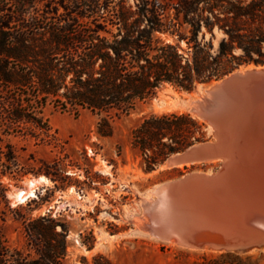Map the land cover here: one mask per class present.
<instances>
[{
    "label": "trees",
    "instance_id": "obj_1",
    "mask_svg": "<svg viewBox=\"0 0 264 264\" xmlns=\"http://www.w3.org/2000/svg\"><path fill=\"white\" fill-rule=\"evenodd\" d=\"M215 31L223 34L217 45ZM251 65L264 66V0H0V205L10 210L2 176L20 172L6 138L57 140L48 102L106 114L98 131L111 137L113 115L130 114L163 84L191 92ZM205 141L204 124L189 114L153 115L132 132L147 172ZM35 174L69 179L60 164L43 163ZM24 231L26 247L12 248L0 223V264H65L64 227L39 218L25 220ZM194 258L184 264H252L232 252Z\"/></svg>",
    "mask_w": 264,
    "mask_h": 264
},
{
    "label": "rangeland",
    "instance_id": "obj_2",
    "mask_svg": "<svg viewBox=\"0 0 264 264\" xmlns=\"http://www.w3.org/2000/svg\"><path fill=\"white\" fill-rule=\"evenodd\" d=\"M59 13H64V9L60 8ZM215 34L217 45L223 34L218 31ZM180 47L188 50L184 42H180ZM213 83L198 85L191 92L163 84L156 96L139 103L130 114L113 115L111 137H103L98 131L106 114L98 115L81 107L75 111L71 106L62 110L61 106L48 102L44 116L57 140L42 143L12 135L5 141L13 146L20 166V172L13 168L12 174L1 178L10 207L8 210L5 203L0 205V210L7 212L6 222L0 223L8 245L24 249V221L45 218L56 222L58 232L62 227L67 230L65 264H95L97 257L104 258L98 261L101 264L105 260L111 264H184L193 261L195 254L225 253L193 251L180 243L182 248L171 247L151 238L145 227L138 226L137 221L144 217L142 201L148 194L184 180L190 181L186 205L189 209L205 208L202 210L205 219L216 220L228 229L243 226L263 229L258 223L264 225V109L254 105L247 114L228 118L220 131L210 134L207 121L193 111L192 103ZM168 114H189L203 123L206 132L203 143L215 149L205 151L202 158L188 159L183 167L161 169L168 158L178 156L172 154L147 172L142 152L132 145V132L145 118ZM248 151L259 154L252 174L246 176L241 162L242 170L235 168L234 172L227 171L229 167L221 162L228 160L230 154L243 160L237 154ZM43 163L52 168L57 164L64 166L68 181L54 182L46 176L50 184L41 186L35 198L14 204L10 193L25 188V182L31 178L45 176L35 174ZM105 165L110 167L109 174L101 172ZM257 252L240 254L251 257L252 264H264V249Z\"/></svg>",
    "mask_w": 264,
    "mask_h": 264
},
{
    "label": "water",
    "instance_id": "obj_3",
    "mask_svg": "<svg viewBox=\"0 0 264 264\" xmlns=\"http://www.w3.org/2000/svg\"><path fill=\"white\" fill-rule=\"evenodd\" d=\"M251 70L246 74L225 76L214 86L210 95L201 102H197L193 111L215 130L220 131V126L228 118L242 116L249 109L258 105L264 109V67ZM216 81V83H219ZM199 143L187 148L177 157L168 158L165 163L176 161L186 162L188 159L202 158L203 153L211 152L215 147ZM190 181H180L174 185L161 188L165 201L158 206L160 210L155 214L159 224L146 227L147 231L159 238L174 237L184 247L198 250H218L220 252L245 253L252 250L264 249V229L242 227L241 229H228L218 221L205 219L202 216V206L189 209L186 205V193ZM171 199L173 201H171ZM173 202L177 204L178 225L172 222ZM187 206V208H186ZM153 218V217H152ZM151 218V219H152ZM212 218V217H211Z\"/></svg>",
    "mask_w": 264,
    "mask_h": 264
},
{
    "label": "bare ground",
    "instance_id": "obj_4",
    "mask_svg": "<svg viewBox=\"0 0 264 264\" xmlns=\"http://www.w3.org/2000/svg\"><path fill=\"white\" fill-rule=\"evenodd\" d=\"M260 70L262 69L261 67H247V68H242L241 70L236 71L234 74H246L247 72L251 71V70ZM221 82L219 83H213L210 86V89L206 91L205 94L203 95H199L198 99L195 100L192 105H193V110L196 109V104L197 102H201L204 98L208 97L210 95V91L211 89L216 86L219 85ZM209 126V132L214 133L215 129L212 127V125L208 124ZM214 135V134H213ZM241 149H238V151ZM247 152V151H246ZM238 158L239 157H243L242 159H238L236 160V157L230 154V156H228V160H221V162L224 163V166L227 165V167H229L227 169V171H233L235 170V168H237L238 170H242L241 165L243 166V168L246 171V176L249 174H252V170L254 169V163L259 162V154H255L253 152L248 151V153L243 152L242 154L239 152L238 154ZM264 155V154H263ZM241 160V161H240ZM217 162L220 160H216ZM216 161H211L209 163H214L216 164ZM239 162H241V165L239 164ZM207 163V162H206ZM185 164V162H181V161H176V162H172V163H165L164 167H161V169H165V168H172L173 166H177V167H183ZM191 164V163H189ZM193 165V164H192ZM104 166V165H103ZM260 167V166H259ZM102 174H109L110 173V167L106 166L103 167V169L101 170ZM243 174V171H239ZM50 184V180L46 177V176H39L37 178H31L29 180H27L25 182L26 187L25 188H21V189H14L13 192L10 193V197L13 199V203L14 204H24L27 201H29L32 198H35L37 195V190L44 185H49ZM161 188L159 187L157 188L155 191H152L148 194L147 198L142 201L144 202L143 207H144V217L143 219H139L137 221L138 226H142V227H147L148 225H152V224H159V218H155V214L158 212V210H160V208H158L156 205L158 204V206L160 204H162L165 201L164 195H162L161 193ZM72 192V190H70ZM171 201H173L171 199ZM172 206L174 207V209H172V222L173 224L177 227L178 223V212L176 213L177 210V204H175V202H173ZM153 217V218H152ZM152 218V219H151ZM258 225L264 229V225H262V223H258ZM145 230V229H144ZM146 231V230H145ZM150 237L160 241V242H164L167 243L169 246L171 247H181V245H179V242L177 241L176 238L174 237H167V238H159L157 236H154L153 234H150ZM182 248V247H181ZM190 250L193 251H198V249H194V248H188ZM204 252H220L218 250H208V249H204L202 250ZM258 250H252L251 252H257ZM258 253V252H257Z\"/></svg>",
    "mask_w": 264,
    "mask_h": 264
}]
</instances>
